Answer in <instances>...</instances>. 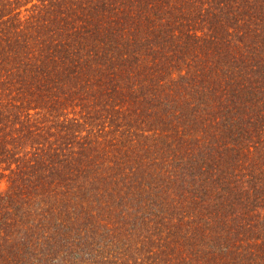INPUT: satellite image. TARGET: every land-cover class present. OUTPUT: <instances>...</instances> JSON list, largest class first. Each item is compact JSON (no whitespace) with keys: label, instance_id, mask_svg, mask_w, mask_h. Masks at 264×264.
Masks as SVG:
<instances>
[{"label":"trees","instance_id":"16d2710c","mask_svg":"<svg viewBox=\"0 0 264 264\" xmlns=\"http://www.w3.org/2000/svg\"><path fill=\"white\" fill-rule=\"evenodd\" d=\"M0 264H264V0H0Z\"/></svg>","mask_w":264,"mask_h":264}]
</instances>
